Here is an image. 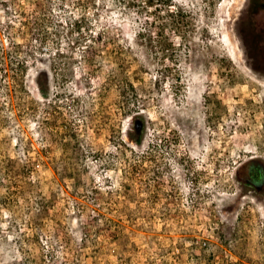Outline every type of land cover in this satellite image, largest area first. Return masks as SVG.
<instances>
[{
  "label": "rangeland",
  "instance_id": "374dc122",
  "mask_svg": "<svg viewBox=\"0 0 264 264\" xmlns=\"http://www.w3.org/2000/svg\"><path fill=\"white\" fill-rule=\"evenodd\" d=\"M144 1L0 0V264H264V0Z\"/></svg>",
  "mask_w": 264,
  "mask_h": 264
},
{
  "label": "flooded vegetation",
  "instance_id": "af4514ba",
  "mask_svg": "<svg viewBox=\"0 0 264 264\" xmlns=\"http://www.w3.org/2000/svg\"><path fill=\"white\" fill-rule=\"evenodd\" d=\"M239 40L264 55V25L261 27L258 24L253 25L244 37L239 36ZM235 180L242 195L264 196V166L256 157H250L249 160L240 163L235 171Z\"/></svg>",
  "mask_w": 264,
  "mask_h": 264
},
{
  "label": "trees",
  "instance_id": "16d2710c",
  "mask_svg": "<svg viewBox=\"0 0 264 264\" xmlns=\"http://www.w3.org/2000/svg\"><path fill=\"white\" fill-rule=\"evenodd\" d=\"M153 1H156V0H145L144 2H145V4L147 3L149 7H150V6L152 7V6H156V5H154ZM157 1H158V0H157ZM130 3L132 4V3H134V2H130ZM156 3H157V2H156ZM164 5L166 6V11H167V13H170V14H174V13H175V11L172 10V9L170 8L171 4H170L169 1L166 0V2L164 3ZM176 11L178 12V10H176ZM2 59H3V58H2ZM136 129H137L138 131H139L140 129H142V123H141V122L136 121Z\"/></svg>",
  "mask_w": 264,
  "mask_h": 264
}]
</instances>
